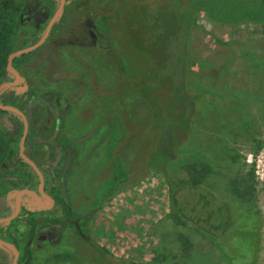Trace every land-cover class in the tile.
<instances>
[{
	"label": "rangeland",
	"instance_id": "1",
	"mask_svg": "<svg viewBox=\"0 0 264 264\" xmlns=\"http://www.w3.org/2000/svg\"><path fill=\"white\" fill-rule=\"evenodd\" d=\"M59 2H37L43 16L29 17L17 27L14 48L29 41L38 25L46 26ZM191 5L193 0H65L54 20L55 32L51 25L44 41L12 67L36 93L58 89L64 103L53 140L61 155L53 141L38 139L55 124L53 114L41 113L37 103L32 127L37 138L27 152L36 162L56 161V171L67 161L62 188L72 218L59 229L56 242L41 237L33 244L32 264H148L153 247L179 253L178 231L192 241L186 264H264V144L255 150V140H264V25L211 21L201 7ZM46 9L53 11L48 18ZM185 16L194 25H186ZM86 20L94 25L92 39ZM183 35L188 62L181 75L180 66L172 65H180L178 51L182 60ZM163 52L168 55L166 72L172 73L168 85L162 84L165 70L158 65ZM228 60L229 69L217 80L212 69ZM207 82L239 98L206 106L194 141L220 155L236 154L238 163L230 177L213 174L203 187L175 194L182 213L204 235L174 225L168 216L167 182L148 168L147 159L164 114L181 111L171 93L177 103L194 92L192 83ZM177 161L168 164L175 178L184 176ZM250 169L254 191L245 201L252 213H246L232 203L229 179H245ZM3 207L0 216L14 210L7 203ZM100 246L109 251L108 259ZM12 259L13 250L0 245V264Z\"/></svg>",
	"mask_w": 264,
	"mask_h": 264
},
{
	"label": "trees",
	"instance_id": "2",
	"mask_svg": "<svg viewBox=\"0 0 264 264\" xmlns=\"http://www.w3.org/2000/svg\"><path fill=\"white\" fill-rule=\"evenodd\" d=\"M38 1L0 0V83L13 78V75L6 68L8 54L16 49L33 44L44 31L45 26L40 27L38 25V30L32 32V38L29 41H24L25 43L22 42L20 46L14 48L15 31L18 26L21 25L22 27V24L26 21L24 18L22 22H19V18L23 14L24 16L32 17L34 13L39 14L38 16L40 17L43 16L36 6ZM193 2L194 5H191V7H201L211 21L229 25H237L244 21H250L264 25V0H193ZM46 10L45 16L48 18L52 15L53 11ZM32 18L35 19L34 16ZM192 18L188 19L185 16L186 25H194ZM56 24L57 22H53L51 33L55 32ZM185 37L186 35L181 37V45H179L182 49V60L180 61L181 53L179 51V60H176L180 62V65L179 63L172 65L174 67L180 66L181 75L187 70L186 66L188 62L186 54H184ZM171 50H175V53L177 51V49L173 48ZM31 52L33 50L14 56L11 59L12 67L16 68L17 62ZM162 54L163 60L158 65H160L159 69L165 70V73H161L162 84L168 85L169 79L167 76L172 73L171 71L166 72L167 53L163 52ZM192 60L198 63L196 59ZM202 64L203 61L200 65L202 66ZM229 67L230 60L212 69L211 75L219 80ZM211 75L204 74L208 80ZM216 79L214 85L216 84ZM212 86L213 83L209 84V82L200 85L192 83L194 92L191 95L188 94L182 97L177 103L171 93L169 98L172 99L173 104L177 105L181 111L178 113L176 110H172L164 114L165 123L157 127L159 132L158 137L149 151L147 159L148 168L160 172L167 182L168 216L171 218V221L174 222V225H181L188 229L199 231L204 235H206L204 229L193 224L191 219L182 213L175 194L180 189L203 187L213 174L221 173L222 176L229 177L232 174H236L238 155L233 153L220 155L218 150H214L208 144L198 145L194 141V137L204 123L207 111L206 106L211 107L217 101L224 102L228 97L231 98V101H236L239 98L236 93H223V91L213 89ZM11 87H15L14 92L7 91ZM60 99L61 95L58 89L52 90V92L36 93L23 80L16 85L7 86L0 90V104L14 106L26 113L28 130L24 138L23 153L36 163L43 177V191L53 200V206L49 209H44L32 197L22 194L19 213L10 221L0 222V239L10 242L18 250L16 264H32V246L39 238L44 237L41 231L42 227L62 226L70 222L72 218V209L65 199L64 193L57 191L55 184L56 177L54 176L51 163L36 162L27 152L29 143L37 138V134L32 129L35 119L33 116L35 115V103L40 105L41 113H52L56 110V103ZM196 103H200V105L203 103L204 105L202 106L205 108L199 105L196 107ZM219 109L223 110V107ZM261 115L264 118V110H262ZM22 129L23 122L19 114L0 108V212L5 209L3 207L4 203L14 206L16 193L20 189H37L38 176L36 172L18 153V141ZM263 144L264 140H255V150ZM176 158H178L179 168L184 172L183 177L175 178L169 174L168 164ZM57 183L59 187L63 185V182L58 181ZM229 184L231 185L233 195L231 197L232 203L240 205V208L246 213H252L251 207L245 203L254 191L252 169L248 171V176L245 179L239 180L235 175V177L229 179ZM262 186L264 191V180L262 181ZM175 240L179 245L178 254H174L167 248L156 246L151 249V257L148 264H186V260L192 250V241L182 231L176 233ZM98 249L100 254L105 258L109 256V251L105 247L100 246Z\"/></svg>",
	"mask_w": 264,
	"mask_h": 264
},
{
	"label": "water",
	"instance_id": "3",
	"mask_svg": "<svg viewBox=\"0 0 264 264\" xmlns=\"http://www.w3.org/2000/svg\"><path fill=\"white\" fill-rule=\"evenodd\" d=\"M63 4H64V0H60L58 7L56 8L55 12L53 13V15L48 20L42 35L40 36V38L36 42H34L33 44H30V45H27L25 47L16 49V50H14V51H12V52H10L8 54L7 61H6V68H7V70L12 71L14 73V79L9 80V81L1 82L0 83V90L2 88H4V87L15 85V84H17L19 82L20 76L12 68L11 59L14 56H17L19 54H22V53H25L27 51H31V50L35 49L36 47H38L44 41V39L46 38V36H47V34L49 32V29H50L52 23L57 18V16L60 14V12L62 10V7H63ZM0 108L14 111L15 113H17V114H19L21 116L22 122H23V129H22V133H21V136H20V139H19V142H18V153L24 160H26L31 165V167L34 169V171L37 174L38 181H39V183H38V193L42 197L49 198L41 189L42 181H43L41 172L39 171V169L36 166V164L31 159H29L27 156H25L24 153H23V142H24L25 135L27 133V120H26L25 115L19 109H17L14 106H11V105L0 104ZM38 193L33 191V190H29V189H20L19 191H17L16 200H15L16 203H15V207H14L13 212L11 214L7 215V216H1L0 217V222L10 221L11 219H13L18 214L19 209H20V198H21L22 194H29V195L32 196V198H34L36 200V202L38 204L43 205L42 207H48L49 205H44L42 203V199H41L40 195H38ZM0 245L9 247V248H11L13 250V259H12L10 264H16V261H17V258H18V250L14 247V245L11 244L10 242L3 241L2 239H0Z\"/></svg>",
	"mask_w": 264,
	"mask_h": 264
},
{
	"label": "flooded vegetation",
	"instance_id": "4",
	"mask_svg": "<svg viewBox=\"0 0 264 264\" xmlns=\"http://www.w3.org/2000/svg\"><path fill=\"white\" fill-rule=\"evenodd\" d=\"M65 1V0H64ZM39 14H32V16H34L35 17V19L34 20H39L41 17L40 16H38ZM31 17V16H30ZM23 18H25V20H28V16H24ZM23 19H21V21H22ZM85 25H86V27H87V29L89 30V36H90V39H92V37H93V35H92V33L90 32L93 28H94V25L89 21V20H86L85 21ZM18 73V75L20 76V80H19V82L21 81V80H23V81H26V78H25V76H24V74L22 73V72H17ZM12 79H14V76H13V78ZM12 79H10V80H12ZM7 81H9V80H7ZM18 82V83H19ZM17 83V84H18ZM16 85V84H15ZM63 105H64V103H63V98L61 97V99L56 103V110L55 111H53L52 112V114H53V117H54V124H55V129L51 132V133H49L48 135H46V136H44V137H38V139H39V141L41 142V143H51L54 139H55V137L57 136V132H56V128H57V126H59V124H60V117H61V109L63 108ZM18 109V108H17ZM20 110V109H19ZM21 111V110H20ZM24 115H25V117H26V113H24L23 111H21ZM21 117V116H20ZM22 119V118H21ZM26 120H27V118H26ZM27 130H28V125H27ZM19 142V141H18ZM54 142V141H53ZM52 142V143H53ZM60 146H59V144L57 143V142H54L53 143V149H55V150H57V152H59V153H57V154H60L61 155V152H60ZM23 149H24V142H23ZM25 155V154H24ZM26 156V155H25ZM28 157V156H27ZM29 158V157H28ZM30 159V158H29ZM32 160V159H31ZM33 161V160H32ZM34 162V161H33ZM66 162L67 161H63V163L60 165V168H59V170L58 171H56L57 169H56V164H57V162L56 161H54V162H52L51 163V167H52V169H53V171H54V176L56 177V187H57V191L58 192H63V185L61 186V187H59L58 186V181H60V182H63V173H64V169L66 168ZM35 163V162H34ZM36 164V163H35ZM37 166V165H36ZM40 171V170H39ZM42 175V174H41ZM42 179H43V177H42ZM38 183H39V181H38ZM42 183H43V181H42ZM64 184V183H63ZM41 189H42V191H43V188H42V186H41ZM33 191H35V192H37L38 193V185H37V189L36 190H33ZM44 192V191H43ZM45 193V192H44ZM46 194V193H45ZM38 195H40L39 193H38ZM47 195V194H46ZM48 196V195H47ZM40 197H41V199H42V203L44 204V205H49L48 207H42L43 205H41V204H38L37 202H36V200L33 198V200H35V202L41 207V208H44V209H49V208H51L52 206H53V200H52V198H50L49 196V198H45V197H42L41 195H40ZM21 199V198H20ZM46 199H49L50 200V202H48V203H46ZM21 201V200H20ZM15 203H16V201L14 202V206H15ZM14 206H13V208H14ZM71 207V206H70ZM19 211H20V209H19ZM13 212V211H12ZM19 213V212H18ZM9 214H11L10 212H9ZM9 214H7V215H9ZM7 215H4V216H7ZM1 217V216H0ZM69 223V222H68ZM62 226H64V225H62ZM62 226H58V225H56V226H48V227H42L41 228V231H44L45 229H47V231H48V233H46V235H45V233H43L44 234V237L43 238H45L46 240H48L49 242H56L57 240H58V238H59V235H60V228L62 227ZM17 262V261H16Z\"/></svg>",
	"mask_w": 264,
	"mask_h": 264
},
{
	"label": "built area",
	"instance_id": "5",
	"mask_svg": "<svg viewBox=\"0 0 264 264\" xmlns=\"http://www.w3.org/2000/svg\"><path fill=\"white\" fill-rule=\"evenodd\" d=\"M258 167V164H256V168ZM262 170H263V168H262ZM257 172V171H256ZM262 176H263V174H261ZM261 177V176H260Z\"/></svg>",
	"mask_w": 264,
	"mask_h": 264
}]
</instances>
